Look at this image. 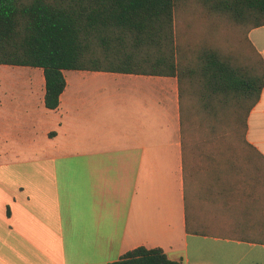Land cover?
<instances>
[{
    "label": "crops",
    "instance_id": "crops-1",
    "mask_svg": "<svg viewBox=\"0 0 264 264\" xmlns=\"http://www.w3.org/2000/svg\"><path fill=\"white\" fill-rule=\"evenodd\" d=\"M203 22L223 29L192 4V32ZM246 38L264 61V26ZM30 68L11 110L0 91L12 140L0 146V264H110L140 246L182 264H264V86L246 136L227 140L234 166L188 209L177 76L66 70L51 110Z\"/></svg>",
    "mask_w": 264,
    "mask_h": 264
},
{
    "label": "trees",
    "instance_id": "trees-1",
    "mask_svg": "<svg viewBox=\"0 0 264 264\" xmlns=\"http://www.w3.org/2000/svg\"><path fill=\"white\" fill-rule=\"evenodd\" d=\"M183 1L0 0V65L42 69L45 106L51 110L59 107L66 70L177 76L186 175V125L193 124L196 113L200 127L213 131L209 143L227 146L228 137L219 131L234 119L243 133L238 130L233 138L245 137L264 86V61L247 38L251 53L233 55L205 44L192 58V49L176 39L175 18ZM193 1L205 20L231 21L246 29L264 26V0ZM194 152L192 147L196 184L208 179L219 189L221 168L233 167L231 158L217 149L216 157L205 154L200 164ZM110 264L182 263L161 248L140 246Z\"/></svg>",
    "mask_w": 264,
    "mask_h": 264
},
{
    "label": "rangeland",
    "instance_id": "rangeland-1",
    "mask_svg": "<svg viewBox=\"0 0 264 264\" xmlns=\"http://www.w3.org/2000/svg\"><path fill=\"white\" fill-rule=\"evenodd\" d=\"M192 3L194 8L201 12V8L198 7L195 2L192 0H186L182 2V7L179 6V11L176 13V39L178 44L189 47L193 49L192 58H194L195 51L202 45H209L210 47L219 49L223 52H230L231 54L235 53H251V46L248 45L246 41V28H241L233 24L231 21H223V29L218 28L220 31L215 32L217 29L215 26H210L206 22H203L200 26L192 32ZM192 42L199 44L198 46H192ZM33 70L30 67H15L10 65H0V91H3L5 94L2 98V105H7L9 110L12 109V103L21 99L20 91L28 87V82L25 81L23 77L29 74V71ZM14 95V96H13ZM10 99V104L7 103V100ZM195 118L193 124H187L184 139L187 145V154H186V195L188 209L189 206H192V199L196 197V190L199 184H196V176L193 175L192 171V147L194 149V160L195 163L200 161V164L203 163V156L206 154L209 157H216L215 154L217 149L225 150L224 156L228 157L227 146L217 144H210V140H214L213 131L207 127H200L199 119L194 114ZM219 134L222 133L226 139L224 144H227V140L235 136V133L239 130V133L243 131L241 124L236 122L234 119H231L229 127H221ZM242 129V130H241ZM8 131V130H7ZM6 130L1 132L7 133ZM243 133V132H242ZM238 134V133H236ZM6 135H0V146L4 147L7 143L9 144L12 140L10 137L5 138ZM3 138V139H2ZM191 149V150H189ZM196 149V150H195ZM224 158V157H223ZM231 158V157H230ZM212 170V169H211ZM200 173V172H198ZM197 173V174H198ZM202 178V176L200 177ZM203 184V183H202ZM201 192V191H200ZM203 197L197 199L198 205L201 206V203L198 201Z\"/></svg>",
    "mask_w": 264,
    "mask_h": 264
}]
</instances>
